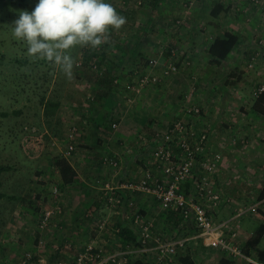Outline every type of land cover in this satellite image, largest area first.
Listing matches in <instances>:
<instances>
[{
  "label": "crops",
  "instance_id": "crops-1",
  "mask_svg": "<svg viewBox=\"0 0 264 264\" xmlns=\"http://www.w3.org/2000/svg\"><path fill=\"white\" fill-rule=\"evenodd\" d=\"M114 1L109 0L111 3ZM124 1L129 3L127 7L129 10H127L130 19L135 12H139L138 16L146 14L144 9L134 5L135 0ZM188 1L194 2V5L191 10L185 12L182 6L179 10L175 8L176 6L178 8L177 0H152L153 3L146 10H151V14L157 16L158 20L151 22L150 29L146 27L142 31L143 34H147V29L151 30L153 27V30L158 33L155 36L160 34V37H163L162 35L167 32L165 23H170L168 21L170 18L171 21L181 19L183 21L181 28L184 31L181 35L185 36L183 41L186 44L182 45L183 48H178L180 43L178 45L168 43L173 40L174 35L172 34H167V39L162 45L160 41L142 46L137 40L138 31L141 29L140 23L127 21L120 29L122 42H116L111 46L112 42L109 41L110 43L107 42L100 47L104 52H107V49L112 52L120 51V58H106L103 55L99 61L107 66L111 78H118L122 81L121 83L132 84L137 80L138 71L160 74L162 70H156L151 64L148 65V61L152 63L165 44L176 45L178 53L183 55V57L177 56L178 61L180 63L190 61L194 66L193 71L202 80L198 84L199 91L196 98L193 99L196 102L194 105L202 108L203 113L200 117H190L182 111V107L186 106L185 97L189 95L185 94L188 87L187 76L190 73L187 67L181 68L182 73L179 75L164 78L161 85L152 86L135 95L130 92L127 95L121 87L115 88L113 82L107 77L96 76V80H92L86 78V75L77 73L79 77L73 84L64 83V88L59 93L60 106L54 117L47 119L44 115L42 119L43 129H47L53 138L58 139L62 146L61 149H49L42 158L33 161L23 154L20 143L17 146L20 150L17 154L25 162H34L31 167L33 170L30 169V179L24 184L22 190H19L20 197L8 196L7 192L3 191L4 184L0 187V191L6 194L0 206V211L5 212L1 219H17L28 202L35 211L27 210L25 216L34 218L35 213L41 214L52 202L49 194H51V186L54 183L61 191L59 203L62 206L63 215L56 221L58 228L49 235L42 234L41 237L23 236L28 240L35 239L36 243L40 239L44 241L42 245L45 249L39 253L40 262L46 264H56L59 261H64L66 264L73 263L80 252L93 244L104 252L124 254L128 260L143 258L145 261L157 264L156 244L143 249L125 247L118 234L120 227L130 226L137 231L133 224V215L141 212L145 220L154 224L155 236L165 238L163 240H172V235L167 233L173 232L175 228L181 230L183 224L176 226L165 215L166 210L154 197L143 193H131L121 187L126 183L139 181L148 169L160 175L153 166V154L158 145V130L161 127L168 129L174 121L180 118L196 130H207V153L203 158L211 159L217 153L223 155L224 160L219 165L218 171L208 175L209 183L221 195L223 201L219 208L213 209L207 205V209L215 222L226 225L224 230L229 241L242 248L264 224V199L258 200L264 190V139L259 137V133L264 131V117L254 113L253 104L248 105L241 93L238 94L241 100L239 107H234L235 111H231L233 108L230 107L231 100L227 98L231 89L219 86L224 78L225 84L234 86L235 84H231L233 81H227V76L236 72L238 65L245 63L247 58L256 54L257 49L254 50L255 46L250 43L252 25L246 26L243 22L245 5L233 7L227 0ZM217 3L223 4L228 10L221 14V18L215 20L211 17V11ZM167 8H170L169 11ZM249 12L252 15L256 14L254 23L262 19L257 9L250 7ZM168 15L171 17L168 18ZM148 21L150 22L151 19ZM136 26L139 29H136ZM225 31L239 33L242 42L230 57L220 67H217L212 65V59L206 51L214 37ZM199 32L203 35H199ZM199 37H201L200 41ZM131 42H133L132 45H130ZM131 46H133L132 51ZM138 48L141 51L135 53ZM251 72L249 70L246 74L251 75ZM247 80L252 81L251 77ZM205 82H207L206 85ZM260 83H264L262 78ZM219 95L222 97H218ZM91 96L103 98L98 103H96L97 100L92 103L88 101ZM126 96L135 97L134 101L137 104L132 105L131 108L126 105L119 107L126 101ZM168 96L170 103L167 104L164 100ZM160 103L164 106H160ZM162 108H166L164 111L166 117L168 113H171L173 121L170 122L169 118H166L167 121L159 123V118L155 113ZM114 125L116 128L113 127ZM73 126L79 129L80 136L75 151L71 156H67L66 143ZM145 128L149 129L150 133H147ZM233 138L236 139L234 145L231 144ZM56 157H66L75 170L76 177L72 185L64 186L60 183V175L55 168ZM106 158L115 160L118 166L105 164ZM17 160H14L9 171L0 176V180L7 172H12L10 177L20 176L22 168L19 167ZM13 168H15V173L12 171ZM202 175V171L197 172L184 185L185 192L198 197L200 201L203 200L199 197L197 187ZM18 181L19 179L13 180L12 184L17 185ZM21 184L23 186V183ZM106 184L118 188L116 194H122L124 197L121 205L114 206L109 203L108 193L105 190ZM34 194H37L36 199H34ZM36 204L42 207L39 209L35 206ZM114 208L118 210H113ZM102 222L107 223L104 230L97 228V223L100 225ZM193 222L192 220L190 223L193 224ZM9 227L10 222L0 236L1 242L5 241L4 236L10 234L8 233ZM196 237L197 235L186 238L188 244L192 242L195 261L199 257L205 259L206 255L210 254L208 253L210 248ZM52 245L53 248L55 246L53 250H51ZM29 246L28 244L27 247ZM211 251L220 256V264L234 262L222 251L212 249ZM54 255L57 259L53 258ZM252 258L257 257L253 254Z\"/></svg>",
  "mask_w": 264,
  "mask_h": 264
},
{
  "label": "rangeland",
  "instance_id": "rangeland-1",
  "mask_svg": "<svg viewBox=\"0 0 264 264\" xmlns=\"http://www.w3.org/2000/svg\"><path fill=\"white\" fill-rule=\"evenodd\" d=\"M233 7H236L238 5H245V8L243 10V14L244 16L243 18V22H245L246 26H251L252 25V30L250 33V37H251V41L250 43H253V45L255 46V49H257L256 54H254L253 56H250V58L246 59L245 63L238 65L237 67V71H236V75L237 77H242L241 79H231L230 76H227V81H233V83H235L234 86L232 85H227L224 83L225 78L221 81L222 83H220L219 86H221L222 88H229L230 90V95L227 94V98L231 100V105L230 107H233L231 111H235L234 107H239L238 105H240V99L238 97L241 96L244 97L245 101L248 103V105L253 104V101L255 100L253 97V91L254 89L257 87V85H259L260 80L262 78V80H264V55L261 53V47L259 45V40L261 38H264V14L262 12H264V1L261 0L259 5H255L250 3L247 0H227ZM37 0H0V165H10L11 167L13 166V162H15L14 160L18 159L16 162L20 165L19 167L22 168V173L19 175H15L13 177L11 176L12 172H7L5 175H3L1 177V181L2 184H4V188L3 191L7 192L6 194L8 196H17L20 197V191L22 190V188L24 187V184H26L28 182V180L30 179V169L33 165L34 162L30 163L29 161L23 160L18 153H20V150L17 149V146L20 143V147L21 150L23 152V154L30 160H37L40 158H35V159H31L29 158L23 151V139H24V135L22 137H20L21 135L19 134L20 131H22L24 129V125L28 126H35L36 128H43V122L42 119L44 117V113L41 109V111H39L40 109V105L38 103L39 101V97L40 95L44 92V89L46 88L44 86V81L43 79H45V72L49 70L48 64H44L42 63V61L44 60H38L35 59L33 57H29L26 54V49H27V45L21 41H17L11 33V28L10 26H12L14 24V21L18 18V14L21 11H32L36 5ZM148 0H135L134 5H136L139 8L144 9V12H146V14L144 13L143 16H138L137 14L139 12H135V15L133 17H131L130 19V14H129V9L127 8L129 6V3H127L124 0H115L112 4L113 6L116 8V10L123 16H125L127 18V21L130 23H140L141 25V29L138 31V36L137 37L138 41L141 42L142 46H147L149 43H155V42H160L161 41V45L164 44L165 40L167 39V34H172L174 35L173 40L171 42L168 43H177V45L180 43V45H178V48L182 47V45H186L185 42L183 41V37L182 36V32H184L181 28V25L183 24V21L181 19L175 20V21H171L170 17L171 15H168V18H170L168 21H170V23H165L166 25V31L164 33V35H162L163 37H160V34L155 36L156 33L153 30V27L151 30V22H153V20H158L157 16L155 17L153 14H151V10H146L147 7H150ZM178 2V8L177 6L175 7L177 10L180 9V6H182L183 11L188 12L189 10H191V8L194 5V2L192 1H188V0H177ZM21 4L27 5V7H23L21 6ZM28 6L30 7V9H28ZM254 8L257 9V12L261 13L262 15V19L257 20L256 23L255 22V17L256 14L254 13L249 14V9ZM125 9V10H124ZM128 9V10H127ZM170 8H167V11H169ZM262 11V12H261ZM128 12V13H127ZM167 13V12H166ZM141 17V18H140ZM149 17V18H148ZM164 18V16H163ZM148 19L151 21L149 22ZM178 21V22H177ZM164 22V21H163ZM129 25V24H128ZM149 27L147 29V34H143L142 31L146 28ZM200 28V27H199ZM136 29L137 28L136 26ZM153 30V31H152ZM157 30V29H155ZM134 34V33H133ZM203 35V33L199 32V35ZM109 35V41L112 42V44L114 45L116 42H122V31H115L112 30L108 33ZM202 37V36H201ZM199 37V41L201 40ZM136 39V38H135ZM134 39V40H135ZM108 41V42H109ZM176 41V42H175ZM109 42V43H110ZM145 42V43H143ZM182 42V43H181ZM133 42H131L130 45H132ZM177 47L176 45H172V44H165L161 50H160V54L158 55V57L152 61L151 66L154 67L156 70L160 69L162 70V72L160 74L158 73H151V72H137L136 74V79L138 80V78L142 75H150V76H159L160 81L157 84H151L148 86H145L143 88L140 89V91H143L145 89H148L152 86H156V85H161V83L163 82L164 78H171L175 75H179L180 73H182L181 68H186L187 70L190 71L188 77V87L187 90L185 91V94L188 93L189 95L187 97H185V101H186V106L182 107V111L184 114L185 113V108L186 107H199L197 105H194L196 102L193 101L194 98H196V94L199 91L198 88V84L201 83L202 80H200V76L198 77V75H196V73L193 71V64L188 65L187 60L183 61L182 63H180V61H178L177 56L183 57V55H180L178 53V50L175 48ZM133 49V46H131V51ZM139 50L141 51L140 48H138L135 53H138ZM182 50V49H181ZM97 52V55H93L92 53ZM170 51V55H172L171 57H169L168 52ZM103 48H99V49H93L91 47H77L75 49L72 50V56L75 58L76 60V64L73 70V74L71 78L65 77V74L58 68H55L54 73H56V75L61 76L62 74V81H67V83H71L73 84L75 82V80H77V73H81L83 75H86V78L88 79H92V80H96V76L97 77H104L103 75L105 73H107L109 70L107 69V66H102L101 68H93V65L91 64L90 66V58L93 56V58H95L94 56H96V59H98V61L100 60L99 58L103 55L107 57H117L120 58L119 56L121 55V52L116 50L114 52H112V50L107 49V52H104ZM144 55V53H143ZM198 55V54H197ZM254 57H257L255 60H252ZM19 59L21 61L27 59L30 62H32V64H30L29 66H27L28 68H24V73L16 70L19 69L18 67L22 64L20 63H10L12 60H16ZM34 61L36 62H40L37 63V65H33ZM87 63L88 66L85 67L84 63ZM93 63V61H92ZM168 63H176L177 65L180 64L179 67V71L177 73H174L168 77L163 76V70L166 68V66L168 65ZM246 65L248 67L249 70H251V75L246 74L248 71L245 72L244 75H242V71H244V69L246 68ZM259 66V68H257ZM52 67V66H51ZM48 69V70H47ZM257 69V70H256ZM22 74V77L20 79L17 78V75ZM23 74H29L30 82H28L26 79H23ZM32 76H34L32 78ZM253 76V77H252ZM251 77L252 81H248L247 78ZM35 78V79H34ZM56 79V78H53ZM57 82L60 80V77H58ZM137 80H135L134 82H137ZM53 82V81H52ZM56 81H54L53 83H55ZM122 81L120 79H116L115 82H113V84L115 85L114 87H121V90H124V92L128 95L129 91H127L126 87L128 84L130 83H121ZM207 82H205L204 84L206 85ZM117 88V90H118ZM216 92L218 93V90H216ZM135 94H138L136 92H132ZM141 93V92H140ZM49 96V93L47 94ZM133 95V96H134ZM133 96H126V101L124 103H121L119 107H125L123 105H126L128 108H131L132 105L137 104L135 100V97ZM218 97H222V96H218ZM134 98V99H133ZM225 98V97H224ZM170 97H165V103H170ZM254 99V100H253ZM235 100V102H234ZM89 101V100H88ZM160 106H164V104H159ZM247 105V106H248ZM249 107V106H248ZM165 109L166 108H162V109H158V112L155 113L158 118H159V123L165 122L167 121L166 118H169V121H173V118H171V113H168V117H166L167 115H165ZM202 109V108H201ZM15 111H17L18 113H15ZM37 112L39 113V117L37 116ZM3 113H6L7 115H3ZM203 113V112H202ZM144 114V113H143ZM148 114V113H147ZM149 116V114H148ZM195 117V116H193ZM141 119V118H140ZM264 119V118H263ZM179 120L184 121L182 118H180ZM178 121V120H176ZM175 122V121H174ZM173 122V123H174ZM23 127V128H21ZM48 128V126H46ZM145 130H147V133H150V130L145 128ZM161 130H163L161 132ZM165 131V129L163 127H161V129L158 130V132L161 134ZM152 133V131H151ZM157 133V131H156ZM155 133V134H156ZM19 134V135H18ZM18 135V138L17 136ZM21 138V139H20ZM137 144V143H135ZM51 149V148H49ZM48 149V150H49ZM47 152V151H46ZM19 156V157H18ZM16 158V159H15ZM42 158V157H41ZM17 164V165H18ZM16 167V168H19ZM36 167V165H35ZM33 170V169H31ZM13 173H15V168L12 169ZM18 181L19 184L17 185H13V180ZM23 183V186L22 184ZM55 186H58L56 183H54L51 186V199L52 202L50 204H48V207H53L55 205V202L53 200V191ZM60 189V188H59ZM61 192V191H60ZM37 194H34V199H36ZM44 204V203H43ZM42 204V205H43ZM36 207H38V205H35ZM42 207V206H40ZM40 207H38L40 209ZM27 208V209H26ZM1 210V209H0ZM4 210V209H2ZM27 210L31 211H35L34 209L31 208L29 202L28 205L25 204L23 207V211L21 216H19L17 219H10V227H9V232L10 234H7L6 236H4V242H1L2 240H0V264H22V259L24 258V255L26 253H40L42 252L45 248L42 245V241L41 239L37 241L35 239H30L28 240V238H24L23 236H27L28 237H33L35 238V236H40L42 234H51L53 233L52 231H54L56 228H58V223H56V221L58 219H60L62 217L63 214L56 216L54 218V221L51 223L50 227H47L46 229H42L39 225L41 217H42V213H35L34 214V218H28L25 216V213ZM109 210V209H108ZM113 210H118V208H114ZM40 211V210H39ZM130 212V211H129ZM4 213L2 211H0V216L3 217ZM133 213V212H131ZM135 213V212H134ZM32 214V213H31ZM40 214V215H39ZM27 218V219H26ZM4 219H2L3 221ZM7 221V219H6ZM4 221V222H6ZM8 225V224H7ZM99 224L97 223V228H98ZM6 229V228H5ZM96 229V228H95ZM24 234V235H23ZM31 234V235H30ZM30 235V236H29ZM7 237V238H5ZM44 242V241H43ZM36 243V244H35ZM30 245L29 247H27V245ZM35 245V246H34ZM46 245V243H45ZM93 245V244H91ZM33 247L35 249H33ZM51 250H53L55 248H53V245L51 246ZM98 247V246H97ZM262 249H264V241L261 243L260 246ZM48 249V248H47ZM210 254L206 255L207 257L205 259H203L202 257H199V259L197 258V264H220V256H218V254L214 253L213 251H211V249H209ZM50 252V251H49ZM179 257V255L177 256ZM177 264H179L178 261H176ZM43 263V262H42ZM45 263V262H44ZM234 264H241V263H234Z\"/></svg>",
  "mask_w": 264,
  "mask_h": 264
},
{
  "label": "built area",
  "instance_id": "built-area-1",
  "mask_svg": "<svg viewBox=\"0 0 264 264\" xmlns=\"http://www.w3.org/2000/svg\"><path fill=\"white\" fill-rule=\"evenodd\" d=\"M247 1L257 6L261 0ZM259 45L261 53L264 55V38L259 40ZM256 58L254 57L252 60ZM189 65L188 63L187 66ZM94 68L97 69V66H94ZM179 70L176 63H168L162 75L168 77ZM159 81V76L142 75L138 78L137 82L128 84L126 89L130 93L136 92L139 94L141 88L157 84ZM263 93L264 83H259L253 91L254 99L259 98ZM185 113V115L190 117H200L202 109L195 106L186 107ZM113 127L116 128V125ZM24 132L23 151L31 159L43 157L49 148L60 150L62 147L58 139L53 138L48 130L26 127ZM79 134V129L76 126L71 127L66 143L67 156H71L75 151ZM157 137L158 145L153 154V166L160 175H156L153 170L148 169L139 181L126 183L121 188L131 193H143L152 196L164 210L182 211L186 218L192 217L201 229L200 234L196 238L202 240L206 247L222 251L234 262L241 264H264L259 258L247 256L240 246L229 241L224 230L226 225L215 222L209 215L207 205L213 209L219 208L223 198L209 183L208 175L218 171L219 165L223 163L224 158L220 153L214 154L211 159L203 158L207 153V130H196L187 122L178 120L163 133H159ZM235 142V138L231 139L232 145ZM104 163L111 164L114 167L118 166V163L113 159L106 158ZM199 171H202L203 175L197 188L199 197L203 201H200L198 197L190 193H186L184 189L185 183L189 182ZM117 189L110 184L105 185L109 203L114 206L122 204V199L116 194ZM60 193L59 187L55 186L53 191L55 205L43 211L39 223L42 229L50 227L54 218L63 213L62 206L59 203ZM133 224L139 233V241L142 245L147 247L150 243L156 244L157 264H177L178 251L187 245L188 240H162L154 235V224L148 222L139 214L133 218ZM106 226L107 223L102 222L98 228L104 230ZM32 259L33 254L26 253L22 259V264H28ZM40 263L46 264L44 262ZM128 263L129 260L124 254L104 252L94 245H89L70 264ZM56 264L66 263L59 261Z\"/></svg>",
  "mask_w": 264,
  "mask_h": 264
},
{
  "label": "trees",
  "instance_id": "trees-1",
  "mask_svg": "<svg viewBox=\"0 0 264 264\" xmlns=\"http://www.w3.org/2000/svg\"><path fill=\"white\" fill-rule=\"evenodd\" d=\"M148 1H150L149 5H151V3H153L152 0H148ZM21 6L27 7V5H24V4H21ZM28 9H30L29 6H28ZM227 10L228 9L223 4L217 3V4H215V6L213 7V9L211 11V17L214 18L215 20L219 19V18H221V14L223 12L224 13L227 12ZM241 42H242L241 35L239 33L234 32V31H225L222 34L215 36L213 41L209 44L208 49L206 51L212 59V61H211L212 65L220 67L223 64V62H225L230 57V55L234 52V50H236L238 48V46L240 45ZM169 53H170V51L168 52V54ZM92 54L97 55V52L94 51V53H92ZM169 56H170V54H169ZM94 57L95 58H93V56H92L89 60V62L91 61L90 66L92 64L93 68H94V66H97V68H101L103 66V63L101 61H98V59H96V56H94ZM92 61H93V63H92ZM40 62L34 61L33 65H37V63H40ZM187 62L192 65V63L190 61H187ZM10 63L22 64V66L20 65L18 67L19 69H16L20 72H22L24 70L25 66H26V68H28L27 66L32 64V62H30L27 59H25L23 61L16 59V60H12ZM42 63H44V64L47 63L49 70L47 69L48 71L45 72V79H43L44 86L46 88L44 89V92L39 97V101H38V103L40 105L39 111H41V109H42L45 117H47V119H52L54 117V115L56 114L58 107L60 106V103H59L60 95H59V93L64 88V83H67V81H66V79H65V81H62L61 76L63 74L61 76H59V75H56V73H54L56 66H53L52 64H50L46 61H42ZM84 64H85V67L88 66V64L86 62ZM147 64L149 65V64H151V62L148 61ZM177 67L179 68L180 64H178ZM246 71H248V67H246L244 69V71H242L241 74L244 75ZM108 72L105 73L103 76L107 77V79H110L109 81L115 82L116 79L111 78L110 75L108 74ZM22 73H24V71ZM21 77H22V74L18 73L17 78L20 79ZM33 77L34 76H32V78ZM58 77H60V80L57 82L56 79ZM65 77H67V76L65 75ZM53 78H56V79H53ZM230 78L231 79L238 78L236 75V72H233L230 75ZM23 79H26L28 82L31 81V80H29L30 79L29 74H23ZM52 81L53 82L56 81V82L53 83ZM231 84H235V83H231ZM48 93H49V96L47 95ZM102 98L103 97H99V96H97V97L91 96V98H90L91 100L89 99V102L93 103L95 100H97L96 103H98L99 100H102ZM252 110L254 111V113L264 117V93L262 95H260L259 98L254 100ZM15 113H18V112L15 111ZM3 115L6 116L7 114L3 113ZM37 116L39 117L38 112H37ZM23 127L25 129L26 127L32 128L35 126L24 125ZM23 127H21V128H23ZM24 129L19 132V134L21 135L20 137H22L25 134ZM39 129H41V128H39ZM41 130H47V129L42 128ZM18 135H16L17 138H18ZM263 135H264V131L259 133V137L261 139H264ZM55 168L60 175V183L62 185L69 186V185L73 184L74 179L76 177V172L66 157H56L55 158ZM10 169H11L10 165H4V164L0 165V176L2 174H4L6 171H9ZM186 186L188 187V185H186ZM0 187H2L1 180H0ZM119 195H120L119 197L121 199H124L122 194H119ZM5 196H6V194L4 192L0 191V206H1L2 200ZM262 199H264V190H263V192L260 195L258 200H262ZM50 208L51 207H46L45 210H48ZM1 214H2V212H1ZM137 214L144 217V214H142L141 212H136L135 215H133V218ZM165 215L167 217H169L170 220H172V222L176 226L183 224L181 230H177L174 227L175 230L173 232L170 231L169 233H167L169 235H172V240H182V239L190 238L192 236H196V235L200 234L201 229L199 228L196 221L192 217L186 218L182 211L176 212V211L166 210ZM9 220L10 219H7V221H6V219H4L2 221L1 216H0V236H2L3 232L5 231V228L7 227ZM192 220L194 221L193 224L190 223ZM4 221H6V222H4ZM118 234H119V237H120L122 244L125 247L131 246V248H136V249L145 248V246L142 245L139 241V233L137 231L133 230L132 228H130V226L129 227L121 226ZM263 238H264V224H262L261 227L259 228V230L255 233V235L247 243H245L243 245V247H242L243 252L247 256H251V257L253 256V254H255V256L257 258H259L260 260H262L264 262V249H262L260 247L261 243L263 241ZM163 239H165V238H163ZM191 244H192V242H190L189 244L187 243V245L184 248L179 250L180 252L177 254V256L179 255V257H177V261L179 262V264H197V262L194 259V254H193L194 251H193ZM148 246H154V243L147 245V247ZM56 257H57L56 255L53 256V258H56ZM40 260H41L40 254L35 253V254H33L32 261L29 262L28 264H41ZM233 263L234 262H232L230 264H233ZM128 264H152V263L150 261H145L143 258H134V259H130Z\"/></svg>",
  "mask_w": 264,
  "mask_h": 264
},
{
  "label": "clouds",
  "instance_id": "clouds-1",
  "mask_svg": "<svg viewBox=\"0 0 264 264\" xmlns=\"http://www.w3.org/2000/svg\"><path fill=\"white\" fill-rule=\"evenodd\" d=\"M127 23L109 0H37L10 26L12 36L27 45L26 54L58 67L68 78L76 64L72 50L99 49L108 33Z\"/></svg>",
  "mask_w": 264,
  "mask_h": 264
}]
</instances>
